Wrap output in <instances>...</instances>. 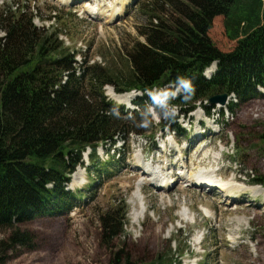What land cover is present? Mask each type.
<instances>
[{
	"label": "trees",
	"instance_id": "trees-1",
	"mask_svg": "<svg viewBox=\"0 0 264 264\" xmlns=\"http://www.w3.org/2000/svg\"><path fill=\"white\" fill-rule=\"evenodd\" d=\"M147 5L149 24L138 29L145 41L128 53L131 73L113 77L87 61L76 67L74 53L58 35L33 23L38 6L0 8V233L10 231L0 241V264H5L4 251L33 245L31 233L21 230L24 224L76 207L78 197L67 186L88 148L92 167L87 169L104 172L112 167L98 157L100 146L124 145L131 134L154 138L166 128L154 125L146 98L135 101L139 111H118L105 86L147 98L156 89L181 111L201 102L208 112L212 106L203 102L214 95L235 94L243 103L264 88V0H152ZM219 16L236 41L229 52L210 36ZM213 63L217 70L207 78L204 72ZM156 111L166 115L159 107ZM124 159L125 153L119 162ZM255 182L264 185L263 178ZM126 220L125 210L102 218L107 246L124 236ZM130 263L121 250L109 262ZM149 264L166 263L158 258Z\"/></svg>",
	"mask_w": 264,
	"mask_h": 264
},
{
	"label": "rangeland",
	"instance_id": "rangeland-1",
	"mask_svg": "<svg viewBox=\"0 0 264 264\" xmlns=\"http://www.w3.org/2000/svg\"><path fill=\"white\" fill-rule=\"evenodd\" d=\"M97 1H103V9L119 6L114 2L107 5L108 0ZM151 1L126 0L123 17L110 22L105 21L107 18L90 20L78 0L67 3L0 0V8L4 5L14 6V10L19 6H38L40 10L33 21L37 27L60 35L59 41L65 43L63 46L71 53L80 55L83 62L86 59L89 64L102 66L113 77L131 73L128 53L136 42L145 41L138 29L149 24L144 13ZM30 3L34 4L29 6ZM210 36L224 52L236 45V41L229 38L224 16L214 20ZM118 82L120 84V80ZM104 89L108 99L120 107L111 95L126 93H118L111 85ZM258 92L243 103L239 101L233 108L234 114L229 107L235 104L230 102L223 107L224 115H221L222 108L216 106L213 116L198 123L193 116L205 112L198 108L185 119H179L180 132L166 128L159 132L154 138L155 145L149 135L130 136L125 150L127 158L121 163L118 151L109 152V157L106 149L100 147V160L112 169L98 172L77 168L67 186L78 197L76 207L71 213L43 214L24 224L21 230L31 233L33 245L4 251L5 264H109L112 253L119 250L131 258L130 264H149L158 258L166 264H179L178 256L183 264H264V194L250 191L254 187L264 191V186L253 182L257 178L264 179V88H258ZM125 105L122 106L128 107L127 102ZM161 105L172 115L179 114L176 108ZM151 114L160 125L161 118L152 110ZM189 118L194 121L188 123ZM165 137L167 143L177 141L176 145L169 144L166 148L162 142ZM117 147L123 148L120 144ZM163 147L165 153L161 151ZM219 153L215 160L214 156ZM138 155H143L144 163L159 167L166 166V162L171 164L168 161L176 165L183 162L188 167L186 180L201 166L216 169L223 180L234 178L249 190L235 194L240 200L236 208L219 190L212 193L183 181L173 182V186L170 184L161 190L148 181L140 186L146 213L135 223L132 212L138 208L133 201L142 181L137 169ZM180 168L174 169V174H180ZM176 181L179 182V178ZM184 209L191 219L181 215ZM205 209L209 210V215ZM123 210L128 212L125 235L107 246L102 218L107 214L120 215ZM9 235V230L0 233V241Z\"/></svg>",
	"mask_w": 264,
	"mask_h": 264
},
{
	"label": "bare ground",
	"instance_id": "bare-ground-1",
	"mask_svg": "<svg viewBox=\"0 0 264 264\" xmlns=\"http://www.w3.org/2000/svg\"><path fill=\"white\" fill-rule=\"evenodd\" d=\"M68 1L69 0H61V2H64V3H67ZM119 1H120V5L116 6L114 9H115L116 13L119 12V14H121L122 7H120V6L123 5L126 0H119ZM97 12H99V14L96 17H99V15L104 17L103 10L99 9V11H98L95 8L84 10V13H87L89 15L90 14L93 15ZM111 96L114 98H118L119 100L127 102V103L130 101L129 95H124L121 98H120V96H118L116 94H112ZM196 116L199 118L200 113H196ZM176 143H177V141L170 140L169 143L164 145V146L166 148H168V145L172 144V146L174 147V144L176 145ZM219 156H220V153L216 154L214 156V157H216L215 160H218ZM138 157H139V163H138L139 166L137 167V169L140 171V175L142 176L141 177L142 181L140 180L141 183L138 185V189H137V191L135 193V197H134L135 200L133 201L134 207L138 208L136 210L133 209V212H132L133 220L135 223L139 222L141 220L142 216L146 213V206H145V204H143L144 200L142 199L140 186L143 184L144 185L147 184L148 181H149V184L153 185V187H155L157 189H161V190H163L162 188L169 186L173 182L174 183H181L182 181L184 183H188V185H192L193 187H200L201 190L209 189V191H211L212 193L213 192L215 193L217 190H219L220 193L223 194L225 199H227V200H229V202L235 204L234 206H236V208H237V205L240 203L239 202L240 200L237 199V196L235 194L238 192H244V191L246 192V190H249L243 186H240L239 183L234 181V178L233 179L229 178L227 180H223L221 177H219L221 173L219 175H217L216 169H211V168L205 169V167L201 166L196 171L195 174L188 177V180H186L185 178L188 175L185 173V170L188 169V167H186L183 162L179 165L172 164V162H170L171 163L170 168L168 169L165 166L159 167V166H155V165L153 166L152 163H150V164L144 163L143 155H138ZM180 166H181L180 174H174L173 170L176 169L177 167H180ZM157 167H159L160 170ZM76 176H77V174H76ZM177 178H179V182L176 181ZM237 184H239V185H237ZM250 191L254 194H259V193L264 194V191L261 190L260 187L251 188ZM205 210L209 215L210 214L209 210H207V209H205ZM181 215L183 217H185V219H187V220L192 218V217H190V218L188 217L189 214H188V211L186 209L181 211Z\"/></svg>",
	"mask_w": 264,
	"mask_h": 264
},
{
	"label": "water",
	"instance_id": "water-1",
	"mask_svg": "<svg viewBox=\"0 0 264 264\" xmlns=\"http://www.w3.org/2000/svg\"><path fill=\"white\" fill-rule=\"evenodd\" d=\"M227 99H228V95L227 94H224V95H220V96H214L210 99V102L212 104H217V103H220L222 105L226 104L227 102Z\"/></svg>",
	"mask_w": 264,
	"mask_h": 264
}]
</instances>
